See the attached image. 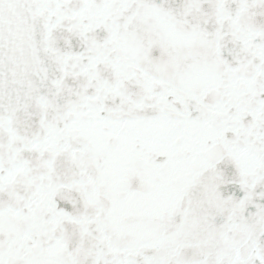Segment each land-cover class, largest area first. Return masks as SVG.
I'll use <instances>...</instances> for the list:
<instances>
[{
    "label": "snow or ice",
    "instance_id": "6c2138e0",
    "mask_svg": "<svg viewBox=\"0 0 264 264\" xmlns=\"http://www.w3.org/2000/svg\"><path fill=\"white\" fill-rule=\"evenodd\" d=\"M0 264H264V0H0Z\"/></svg>",
    "mask_w": 264,
    "mask_h": 264
}]
</instances>
